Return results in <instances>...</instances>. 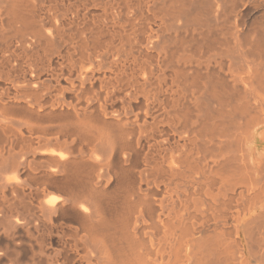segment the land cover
Listing matches in <instances>:
<instances>
[{
	"label": "bare ground",
	"instance_id": "1",
	"mask_svg": "<svg viewBox=\"0 0 264 264\" xmlns=\"http://www.w3.org/2000/svg\"><path fill=\"white\" fill-rule=\"evenodd\" d=\"M0 264H264V0H0Z\"/></svg>",
	"mask_w": 264,
	"mask_h": 264
}]
</instances>
